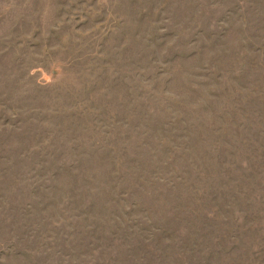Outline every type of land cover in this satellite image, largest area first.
Returning <instances> with one entry per match:
<instances>
[{"label":"rangeland","instance_id":"1","mask_svg":"<svg viewBox=\"0 0 264 264\" xmlns=\"http://www.w3.org/2000/svg\"><path fill=\"white\" fill-rule=\"evenodd\" d=\"M0 264H264V0H0Z\"/></svg>","mask_w":264,"mask_h":264},{"label":"trees","instance_id":"2","mask_svg":"<svg viewBox=\"0 0 264 264\" xmlns=\"http://www.w3.org/2000/svg\"><path fill=\"white\" fill-rule=\"evenodd\" d=\"M263 145V144H262ZM230 146H231V142H227V145H226V150H228V155H216V156H210L209 158H208V160H204V162H206L207 163V165H205V168H210V167H212V166H217V167H220V168H223V166H225V165H229V166H232V160L231 161H229V162H227V163H225L224 161H226L230 156H231V154L233 153V154H235V151H231V149H230ZM216 147H219V146H216ZM225 148H220L219 149V152L221 153V152H223V151H225ZM256 156L257 155H255L254 156V158L253 159H256ZM258 157V156H257ZM224 162V163H223ZM247 163V161H245V164ZM212 182H216L215 180H213ZM203 199V197H200L199 199H198V203H199V201L200 200H202ZM206 203H209V201L206 199Z\"/></svg>","mask_w":264,"mask_h":264}]
</instances>
